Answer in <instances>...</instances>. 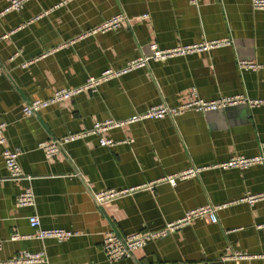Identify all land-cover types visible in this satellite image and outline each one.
I'll use <instances>...</instances> for the list:
<instances>
[{"label":"crops","instance_id":"obj_1","mask_svg":"<svg viewBox=\"0 0 264 264\" xmlns=\"http://www.w3.org/2000/svg\"><path fill=\"white\" fill-rule=\"evenodd\" d=\"M6 4L0 0V10ZM119 12L127 20L118 29L86 34ZM224 37L231 45L150 60L94 93L33 115L21 111L27 101L148 54L151 43L166 48ZM239 59L264 65V10L250 0H26L21 9L1 14L0 123L6 145L20 151L21 177L8 179L0 145V264H18L8 261L20 251L45 254L22 264H264V199L241 200L264 191V162L245 169L218 166L233 155L264 156V67L239 69ZM192 86L204 99L242 95L262 101L125 124L104 134L111 146L89 136L66 144L52 159L38 147L95 121L125 119L158 103L179 105ZM188 167L202 169L174 186L157 181ZM25 188L34 193L32 206L16 202ZM127 188L134 189L102 205L94 201L99 191ZM224 203L216 222L199 216L118 261L101 249L105 231H153L188 209ZM32 215L42 228L77 235L36 239ZM13 232L21 237L11 240ZM226 249L249 257L224 258Z\"/></svg>","mask_w":264,"mask_h":264},{"label":"built area","instance_id":"obj_2","mask_svg":"<svg viewBox=\"0 0 264 264\" xmlns=\"http://www.w3.org/2000/svg\"><path fill=\"white\" fill-rule=\"evenodd\" d=\"M6 6L0 10V15L11 11L21 9L26 0H6ZM194 1V0H191ZM251 6L254 9L264 10V0H250ZM146 17V14L143 15ZM127 16L123 12L113 14L106 18L104 21L90 29L86 34L95 32H105L109 30L118 29L124 22ZM231 38H217L205 39L198 42L177 44L172 47L160 48L156 43L150 44V52L142 54L127 61L125 65L120 68L112 69L107 68L101 71L98 75H91L79 85L73 87H62L53 90V92L46 98H38L25 102L21 111L24 115H33L52 104H58L66 100L73 99L75 96L87 92L94 93L97 91L98 86L112 78L118 77L128 73L134 69L144 67L150 60H163L173 56H183L196 52H201L213 48L231 45ZM239 69L257 70L264 67V65L252 60L239 59L237 61ZM2 71L0 70V75ZM247 101L249 104H258L261 99H248L242 95L222 96L213 99H204L200 97L195 87H190L188 91L187 100L179 105L171 106L165 103H158L151 105L141 113H135L125 119H104L95 121L90 127L83 128L78 131L68 132L60 137L50 138L38 143V147L43 151L45 156L49 159L56 157L63 147L73 141L85 139L89 136H97L98 142L101 146H111L114 144L112 139L107 138L104 134L114 128L121 127L125 124H130L144 119H161L164 117H174L186 110L196 111H209L218 110L237 102ZM4 123H0V145H2L1 157L4 167L8 173V179L16 180L21 177V167L18 161L20 154L19 149L10 148L6 145V138L3 133ZM264 156L262 154L254 156L246 155H233L227 160L218 164L219 167L224 169L239 168L245 169L253 164H262ZM202 168L201 167H188L177 173H173L158 179L157 181H165L174 186L179 179H184L188 176L196 175ZM156 181V182H157ZM134 188L127 189H105L94 194V201L98 205L119 198L126 193L132 191ZM264 199V191L258 193H248L242 197L241 200L247 201L252 204L256 201ZM17 204L19 206H32L34 205V193L30 188H25L17 197ZM227 203L220 205L205 204L199 207L186 210L178 219L168 222L164 227L153 231H137L126 236H121L112 230L103 233L101 249L107 259L110 261H118L122 258L130 256L135 250L142 248L150 240L159 239L175 232L187 225H189L195 218L199 216H208L212 222L217 221L216 212L218 209L225 207ZM29 224L34 228L33 237L39 240L46 238H55L57 240H64L77 235V232L67 230L64 228H42L38 216L32 215L28 218ZM21 235L18 232H13L10 239H18ZM2 240L0 239V248ZM227 251L229 249H226ZM224 258L227 259H242L249 257L246 253L234 251L226 253ZM45 259L44 252H27L20 251L14 255L8 262L9 263H33Z\"/></svg>","mask_w":264,"mask_h":264}]
</instances>
